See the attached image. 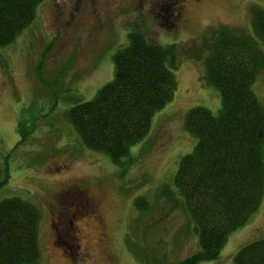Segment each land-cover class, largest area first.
Segmentation results:
<instances>
[{
	"label": "rangeland",
	"instance_id": "1",
	"mask_svg": "<svg viewBox=\"0 0 264 264\" xmlns=\"http://www.w3.org/2000/svg\"><path fill=\"white\" fill-rule=\"evenodd\" d=\"M252 4L264 7V0H41L28 26L0 43V198L20 196L40 212L38 264H175L196 251L174 171L195 143L184 128L186 110L204 104L218 112L221 99L203 79V59L191 54L207 51L204 40L218 24L252 33ZM135 28L174 44L176 85L116 164L82 143L66 111L113 77V54ZM251 87L263 102V68ZM163 183L170 192H161ZM81 192L92 202L70 223ZM259 236L264 195L229 231L219 256L198 264H229Z\"/></svg>",
	"mask_w": 264,
	"mask_h": 264
},
{
	"label": "trees",
	"instance_id": "2",
	"mask_svg": "<svg viewBox=\"0 0 264 264\" xmlns=\"http://www.w3.org/2000/svg\"><path fill=\"white\" fill-rule=\"evenodd\" d=\"M41 0H0V43H9L34 18ZM252 33L218 24L207 33L203 79L220 93L218 112L190 106L184 128L194 145L178 161L174 184L190 215L197 249L175 264L217 258L228 233L244 224L264 195V101L251 83L264 69V7L252 4ZM113 54V77L94 96L69 106L71 120L85 146L102 150L116 164L130 144L150 129L153 111L173 95L177 65L174 44L161 45L135 28ZM203 44V43H202ZM200 58H199V57ZM131 160V157H127ZM170 192L163 183L162 193ZM40 212L20 196L0 198V264H38ZM229 264H264V236L242 243Z\"/></svg>",
	"mask_w": 264,
	"mask_h": 264
},
{
	"label": "flooded vegetation",
	"instance_id": "3",
	"mask_svg": "<svg viewBox=\"0 0 264 264\" xmlns=\"http://www.w3.org/2000/svg\"><path fill=\"white\" fill-rule=\"evenodd\" d=\"M173 1H175V0H173ZM76 194H77L78 197H80V205L79 206L74 205L73 215H72L71 218H69L70 219L69 221H71L70 223H74V221L72 220V218H74V217L76 218V216H78V214H81V212L84 211L83 210L84 209V205L92 202V200L89 199L83 192H81L80 194L79 193H76ZM83 194H84V196H83ZM62 195H64V194H62ZM73 195H72V197L69 200H65V201L63 200L64 203L67 204V205H70L72 202H74Z\"/></svg>",
	"mask_w": 264,
	"mask_h": 264
}]
</instances>
